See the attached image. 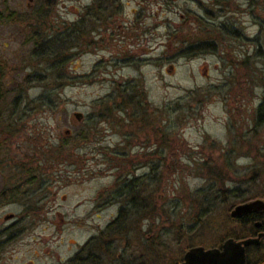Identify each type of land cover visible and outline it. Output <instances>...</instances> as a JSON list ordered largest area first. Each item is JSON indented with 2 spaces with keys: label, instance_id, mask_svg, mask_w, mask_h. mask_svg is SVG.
<instances>
[{
  "label": "rangeland",
  "instance_id": "obj_1",
  "mask_svg": "<svg viewBox=\"0 0 264 264\" xmlns=\"http://www.w3.org/2000/svg\"><path fill=\"white\" fill-rule=\"evenodd\" d=\"M39 1L0 0V162L36 180L0 216L45 213L0 232V264H70L125 208L126 174L148 185L135 200L144 210L106 234L112 249L93 264L179 255L180 220L192 242L263 193L264 0H48L44 22L31 18ZM181 39L213 48L190 57ZM164 134L180 149L155 154ZM193 196L215 201L197 225Z\"/></svg>",
  "mask_w": 264,
  "mask_h": 264
},
{
  "label": "flooded vegetation",
  "instance_id": "obj_2",
  "mask_svg": "<svg viewBox=\"0 0 264 264\" xmlns=\"http://www.w3.org/2000/svg\"><path fill=\"white\" fill-rule=\"evenodd\" d=\"M76 22L77 19L73 22V26ZM207 44L203 40L196 42L187 40L184 46V55L194 57L198 55L195 53L199 49L213 48L212 44ZM25 167H27V164L24 163L0 162L1 207L2 205L8 206L15 203L19 197L31 198V194L34 196L35 191L32 190L30 193L29 190L30 188L33 189L32 185L35 184L36 180H34L35 177L28 178L29 173L27 169H24ZM20 176L23 179L20 180ZM257 186L262 187L261 191L263 193L241 199V201L227 209L226 218L222 219L221 222H217V226L199 227L196 228L197 230L194 228L195 232L193 234L196 233L194 236L196 238H193L194 241L189 242L190 238L188 233L185 232L187 236L184 238L186 240L183 243L185 244L184 249L181 250L179 255L172 254V261L169 263L163 262L162 264H264V180H261ZM37 187L39 188L36 192L38 194L43 188L41 184ZM117 197L124 198L125 195L121 193ZM97 200L101 202L98 207H102V209L103 207L106 208L107 203H109L107 195H102ZM256 201L260 202L245 211L232 214L237 206L249 205ZM139 206L141 207L142 204ZM122 209H119V211ZM42 214L45 213L40 210L36 213H30L27 210L6 213L2 218L0 216V232L9 235L14 229H20L22 221L19 219H27L30 216L39 218ZM98 229V232L92 234L93 236L90 237L85 246H80L78 253L69 261L70 264L82 261L81 258L86 259L89 264H93L95 261L99 262L101 260L99 256H108L110 246L106 234L109 235L110 232L107 229ZM198 230L200 231L198 232ZM101 234L103 235L101 236ZM197 235L199 236L197 237ZM93 249L101 251L99 252L100 255L93 252ZM198 249H201V251L199 252Z\"/></svg>",
  "mask_w": 264,
  "mask_h": 264
},
{
  "label": "trees",
  "instance_id": "obj_3",
  "mask_svg": "<svg viewBox=\"0 0 264 264\" xmlns=\"http://www.w3.org/2000/svg\"><path fill=\"white\" fill-rule=\"evenodd\" d=\"M217 2H219L218 0H216ZM48 0H40L39 1V3H38V5H37V7L38 8H36L35 10V16H34V14L33 15H31V18H34L36 21H38V19L39 18H41V22H44L45 21V19H44V16H42L43 15V13L45 12V10L46 9H48ZM107 9V8H106ZM41 10V11H40ZM0 17H1V14H0ZM38 17V18H37ZM186 17H184V19H185ZM71 27H75V28H77V25L75 24V26H73V25H71ZM77 31V30H76ZM172 38H174V36H172ZM174 39H176V38H174ZM186 41H187V39H181L180 40V43L181 44H183V46H185V43H186ZM193 42H195V41H193ZM175 141H179V139H175V140H170L169 139V137H166V135L164 134L163 135V137L162 138H159V140L157 141V145L158 146H160V147H156V152H154L155 154H158V155H162V151H158V150H161V149H163L164 147H166L170 142H172V143H174V144H172L171 143V145L168 147L167 146V148H170V147H172V149H175V150H177V149H180L179 148V146H176L175 145ZM180 143H181V141H180ZM166 149V148H165ZM162 159V160H161ZM151 160L152 159H148V161H146V162H143V163H147V162H151ZM167 160V159H166ZM166 160L164 159V158H160L159 160L157 159H155V161L153 160L152 162H154V163H156V164H158V162H160V161H165L166 162ZM132 165H135V166H137V165H139V163L137 162V163H131ZM153 165V164H152ZM153 167V166H152ZM156 170V169H155ZM154 170V168H151V172H153L154 173V175L157 173V177H155V178H157V179H159V183H158V185H160V183H161V179H162V177H161V173L159 172V170L157 169L156 171ZM152 174V173H151ZM209 174H211V171L209 172ZM215 175H216V171H215ZM126 176V178L124 179V178H122L121 180H120V185H118L117 187H119L118 189H119V195L122 193V194H124L125 196H126V199H125V201L126 200H128L126 203H125V208H123L122 209V211L120 212V214L111 222V223H109V225H108V227L109 228H111V229H109V232L112 234V233H115V232H118V229H122L121 227H124L125 226V224H126V222H127V219H126V217H129L131 214L132 215H136L137 214V212L138 211H143L144 210V208H142L141 209V207L139 206V204H140V201H138V203H136V199H137V190H138V188L140 189L141 187L143 188H141V193L143 192V193H149L150 192V190H149V187H148V185L147 184H145V182H144V180H140V179H132V178H129V175H125ZM146 180L147 181H149V178H153V174H152V176H146ZM180 179H182V178H180ZM213 180H217V178L215 177V178H213ZM175 184H179L178 183V181L177 182H174ZM180 184H182L183 185V182L182 181H180ZM157 186V185H156ZM172 186H173V184H172ZM174 187V186H173ZM174 189V188H173ZM175 192V191H174ZM173 192V193H174ZM199 194L200 193H198V192H196L194 195H198L199 196ZM127 195H130V197H128ZM198 196H193L192 198H194L193 200H194V202H195V204H197V208H196V210H194V213L191 215V216H193L192 218V220H190L191 221V224H198L199 223V221L201 220V218H202V215H200V213H204V211L206 212L207 211V207L205 206V205H211L210 203L211 202H215V201H210V199H206V200H198ZM205 197V196H204ZM147 201V200H146ZM141 204H142V201H141ZM205 204V205H204ZM143 205V204H142ZM170 218L171 217H169V219L167 218V221H169L170 222V226H171V220H172V218H171V220H170ZM196 224V225H197ZM185 226H188L184 221H182V220H180V222L177 224H175L174 225V227L177 229L176 231H179V233H176V234H178V236H180V238H183L182 239V242L184 243L186 240H184V238L187 236L186 235V231H184V228H185ZM189 227V226H188ZM112 228H114V231H112ZM119 230V231H120ZM123 230V229H122ZM184 232V235L182 234ZM118 234V233H117ZM119 234H121V233H119ZM118 234V235H119ZM103 234H101V236H102ZM185 236V237H183V236ZM179 238V237H178ZM177 238V239H178ZM155 240H157V241H150V242H148L150 245H151V247L153 248L155 245L153 244V243H155V242H158V245L159 246H161L162 245V242L159 240V238H156ZM154 245V246H153ZM112 248L110 247L109 248V250H111ZM166 250H169V249H166ZM152 253V256L150 255L149 256V259H150V263H151V261L153 262V264H162L163 262H166V263H169L170 261H172V259H173V257H172V255H170V254H168V253H166V254H163L162 252L160 253L159 251H152L151 252ZM162 255H164V256H162ZM146 256V255H145ZM144 256V257H145ZM159 258V259H158ZM161 258V259H160ZM120 260V259H119ZM164 260V261H163ZM165 263V264H166Z\"/></svg>",
  "mask_w": 264,
  "mask_h": 264
},
{
  "label": "water",
  "instance_id": "obj_4",
  "mask_svg": "<svg viewBox=\"0 0 264 264\" xmlns=\"http://www.w3.org/2000/svg\"><path fill=\"white\" fill-rule=\"evenodd\" d=\"M28 2H32V0H28ZM74 116H75V118H76L77 120H79V119L81 118V114H79V113H75ZM258 202H260V201L253 202V203H251V204H249V205H240V206H237V207L233 210L232 214H236V213L238 214V213H240V212H242V211H245V210H247L249 207H251V206L257 204ZM227 244H228V243H227ZM198 251L200 252L201 249H198Z\"/></svg>",
  "mask_w": 264,
  "mask_h": 264
}]
</instances>
